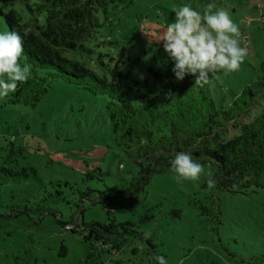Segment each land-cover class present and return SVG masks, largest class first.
I'll use <instances>...</instances> for the list:
<instances>
[{
	"label": "rangeland",
	"instance_id": "1",
	"mask_svg": "<svg viewBox=\"0 0 264 264\" xmlns=\"http://www.w3.org/2000/svg\"><path fill=\"white\" fill-rule=\"evenodd\" d=\"M208 4L228 11L240 28L241 47L248 48L239 70L219 79L223 93L239 92L256 79L264 60V0H133L128 9L111 11L101 38L120 44L102 46V52L115 53L125 46L122 71L139 80L146 91L153 90L158 84L149 67L165 71L174 62L162 44H149L150 37L175 21L173 9L191 5L203 15ZM12 7L26 16L20 0H0V10ZM5 32L0 15V33ZM67 56L103 74L91 57L75 52ZM8 100L0 98V264H131L127 263L131 253L95 254L78 231L70 232L72 226L59 223L112 219L131 221L137 231L149 234L167 264H264V190L244 195L208 188L204 185L214 173L212 164H202L204 171L197 180L178 181L170 167L152 175L136 206L107 213L84 202L79 209V190L122 187L140 170L113 141L108 98L54 81L35 108L7 105ZM259 110L254 108L251 117ZM236 134L231 130L230 137ZM2 168H33L37 175L28 171L29 177L12 178ZM97 168L101 174L95 172L98 177L85 180ZM57 190L66 201L41 202ZM39 205L48 213L42 215ZM120 241L127 252L147 246L131 237Z\"/></svg>",
	"mask_w": 264,
	"mask_h": 264
},
{
	"label": "trees",
	"instance_id": "2",
	"mask_svg": "<svg viewBox=\"0 0 264 264\" xmlns=\"http://www.w3.org/2000/svg\"><path fill=\"white\" fill-rule=\"evenodd\" d=\"M20 2L26 16L14 7L0 10V15L7 31L15 30L23 37L24 53L20 63L30 65L31 76L26 83L18 85L15 93L8 95L7 105L37 107L54 81L106 96L113 141L126 159L140 167L138 174L122 187L79 190V209L84 202L99 205L107 213L136 206L152 175L172 167L170 161L178 151L190 152L200 164H212L214 173L211 177L215 179L218 191L248 195L264 190V60L256 79L239 92L232 91L231 95L223 93L224 87L219 80L223 71L200 87L195 86L191 75L177 81L172 72L173 65L165 71L150 66L148 72L158 85L146 91L139 80L122 71L125 46L115 53L111 50L102 52V46L120 44L110 37L101 38L111 11L128 9L133 0ZM25 28H30L26 36ZM70 52L91 57V62L103 74L76 58H69ZM257 107L259 112L251 117L252 110ZM248 116L249 119L242 121ZM231 130H236L237 134L230 137ZM2 171L12 178L29 177L28 171L37 175L33 168L19 171L2 168ZM95 172L101 174L97 168L88 172L85 180L98 177L93 175ZM207 179L204 186H208ZM65 185L73 189L69 183ZM51 200L66 201V197L57 190L41 202ZM38 211L42 215L48 213L40 205ZM84 211L80 210L81 216ZM49 214L57 217L55 212ZM59 223L65 228L72 226L70 232L78 231L95 254L131 253L133 257L127 262L131 264H154L152 257L158 254L153 238L145 240V233L137 231L131 221ZM125 236L147 246L143 249L134 247L127 252L120 241L121 237L127 240ZM116 263L123 264L122 261Z\"/></svg>",
	"mask_w": 264,
	"mask_h": 264
},
{
	"label": "clouds",
	"instance_id": "3",
	"mask_svg": "<svg viewBox=\"0 0 264 264\" xmlns=\"http://www.w3.org/2000/svg\"><path fill=\"white\" fill-rule=\"evenodd\" d=\"M215 9V11H214ZM175 21L150 37L149 44H162L169 59L173 61L172 72L177 81L191 75L195 86L203 87L221 71L236 72L247 58V47H241L239 26L228 11L208 4L203 15L191 5L173 9ZM30 28L24 29L28 35ZM24 53L23 37L17 31L0 33V98L17 91L18 85L26 83L31 76L30 65L20 63ZM177 180H197L204 166L197 163L190 152L178 151L170 161ZM208 188L216 185L209 175ZM145 233L144 239H150ZM154 264H167L164 256L154 255Z\"/></svg>",
	"mask_w": 264,
	"mask_h": 264
}]
</instances>
